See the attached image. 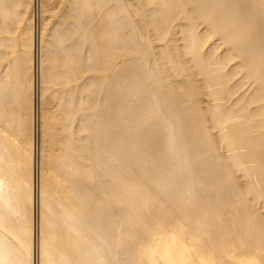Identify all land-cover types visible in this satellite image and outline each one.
Segmentation results:
<instances>
[{
  "label": "bare ground",
  "instance_id": "obj_1",
  "mask_svg": "<svg viewBox=\"0 0 264 264\" xmlns=\"http://www.w3.org/2000/svg\"><path fill=\"white\" fill-rule=\"evenodd\" d=\"M0 264H264V0H0Z\"/></svg>",
  "mask_w": 264,
  "mask_h": 264
}]
</instances>
